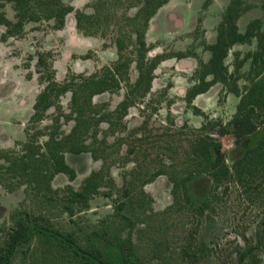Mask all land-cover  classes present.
Returning <instances> with one entry per match:
<instances>
[{"label":"rangeland","instance_id":"374dc122","mask_svg":"<svg viewBox=\"0 0 264 264\" xmlns=\"http://www.w3.org/2000/svg\"><path fill=\"white\" fill-rule=\"evenodd\" d=\"M229 1L212 0L204 7L205 0H170L150 20L146 33V41L152 46L149 58L176 52L190 55L181 59L171 57L160 63L154 72L150 94L128 109L123 119L127 129L108 138L109 158L104 168L109 170L113 186L106 184L102 192L110 193L111 197L95 196L88 209L72 218L52 210L48 216L54 226L89 233L114 213V201L128 202L132 198L134 213L124 212L133 224L132 239L144 264H264V173L262 168L236 164L243 157L245 140L237 144L232 135L218 137L214 135L217 127H209V134L221 143L222 154L231 169V178L214 193H210L211 181L207 176L190 184L195 203H206L203 204L202 215L186 205L171 207L172 186L166 176H160L144 186L140 183L146 172L160 166L154 162L162 161L169 165L171 157L175 156L174 150L182 159L184 150L188 148L190 132L205 122L202 116L195 115L192 109L186 107L183 98L173 95L171 87L180 75H185L186 82L192 83L198 61H206L209 57L205 45L215 41L218 23ZM66 2L75 10L92 16L93 19L88 22L93 24H86V29L79 31L75 27L74 13H71L60 30L54 29L53 21L42 19L26 23L20 34L5 41L0 39V148H13L16 142L25 141L24 131L33 113L35 98L50 75L56 82L62 83L68 76L89 75L117 59L114 38L119 28L124 26V16L137 12L138 0ZM244 2L252 4V7L238 21L242 33L250 21H264V0ZM0 4H3L2 11L7 18L14 22L12 3L0 0ZM4 33L5 28L0 27V34ZM255 48V39L235 45L225 60L229 72L233 73L234 66ZM39 53L45 55L49 69L44 65L38 66ZM249 64L250 60L246 61L238 73L237 84L241 92L248 85ZM128 77L130 81L136 78L134 65L128 70ZM177 86L183 88L182 84ZM125 90L122 83L119 91L96 96L94 103L106 104L107 107L101 109L103 112L112 111L123 99ZM227 95L226 88L222 87L217 97L201 109L211 121L226 124L235 113V103L228 102ZM69 99L70 94L59 99L58 105L65 113L69 112ZM54 113L53 108L47 112L40 128L51 124ZM71 126L72 123L62 122V132H69ZM141 126L144 127L134 135V130ZM100 130H106V125H101ZM120 136L127 138L129 144L137 145L135 154L127 157V146L115 141ZM139 138L144 141L138 142L136 139ZM145 153L149 156L146 157ZM65 159L75 169L76 179L70 182L67 176L57 175L52 182L56 190L67 185L77 190L85 177L103 165L101 160H93L89 153L66 154ZM135 167L141 175L133 180L135 184H124V178L133 179L129 175ZM23 199L22 188L12 193L0 191V240L12 226L10 214L19 208ZM27 207L29 205L25 203L24 208ZM30 262V259L25 260L19 255L13 264Z\"/></svg>","mask_w":264,"mask_h":264},{"label":"trees","instance_id":"16d2710c","mask_svg":"<svg viewBox=\"0 0 264 264\" xmlns=\"http://www.w3.org/2000/svg\"><path fill=\"white\" fill-rule=\"evenodd\" d=\"M9 1L13 5L15 21L7 18L2 11L3 4H0V27L5 28V33L0 34L2 41L20 34L26 23L42 19L53 21L54 29L60 30L71 13H74L77 30L83 31L86 24H93L88 22L93 19L92 16L75 10L66 0ZM169 1L138 0L137 12L124 16V26L119 28L114 38L117 59L110 65L89 75L73 74L62 83L56 82L50 75L35 98L33 113L24 131L25 141L16 142L13 148H0V191L12 193L21 188L24 191L19 208L10 214L12 226L0 240V264H13L19 255L25 260L30 259V264H144L132 239L133 224L124 212L134 213L132 198L128 202L114 201V213L89 233L57 228L51 223L48 213L56 210L72 218L76 213L88 209L95 196L111 197L110 193L102 192L106 184L113 186L109 170L104 168L109 158L108 138L127 129L123 119L130 107L150 94L154 72L160 63L171 57L181 59L190 55L176 52L148 57L152 47L146 41L150 20ZM211 1L205 0L203 6L207 7ZM251 7L252 4L246 5L244 0H230L218 23L215 41L205 45L209 58L206 62L198 61L194 84L184 96L186 107L192 109L195 115L202 116L205 122L190 132L192 134L187 139L188 148L184 150L183 158L180 159L174 150L175 156L171 157L169 165L162 161L154 162L160 166L146 172L145 178L140 180L144 186L160 176H166L172 186L171 207L186 205L202 215L206 203H195L190 184L207 176L211 181L210 193H214L231 178V169L222 154L221 143L209 134V127H217L214 135L218 137L232 135L237 144L245 140L243 157L236 164L262 168L264 173V21H250L243 33L238 27L239 19ZM253 39L256 40L255 50L248 52L234 66L233 73L229 72L225 60L230 50ZM248 60V85L241 92L237 84L238 73ZM37 64L49 69L42 53L37 54ZM132 65L136 78L130 81L128 70ZM40 82L43 83L42 78ZM122 83L126 89L123 99L114 110L103 112L101 109L107 105L96 104L93 99L104 93L119 91ZM217 83L239 98L235 113L226 124L211 121L192 105L195 97ZM66 94H70L68 113L58 105L59 99ZM52 108L55 113L51 117V124L40 128ZM62 122L72 123L69 132H62ZM103 124L106 130L102 132L100 127ZM143 127L134 130V135ZM101 132L103 135L99 139ZM115 139L119 145L127 146V157L136 153L137 145L129 144L127 138L120 136ZM136 140L144 141L142 138ZM83 153H89L95 161L101 160L103 165L85 177L77 190L70 185L60 190L54 189L52 182L59 174L67 176L70 182L76 179V171L66 162L65 155ZM145 156L149 155L145 153ZM137 168H132L129 176L133 179L124 178V184H135L133 180L136 181L137 175H141ZM142 193L146 195L143 190ZM25 203L29 207L24 208Z\"/></svg>","mask_w":264,"mask_h":264},{"label":"crops","instance_id":"0c3cea01","mask_svg":"<svg viewBox=\"0 0 264 264\" xmlns=\"http://www.w3.org/2000/svg\"><path fill=\"white\" fill-rule=\"evenodd\" d=\"M206 61H203V62H206ZM185 77H186L185 75H180L179 79L175 80L174 86L171 87V92L174 93L173 95L175 97H179V98H183L184 99V96H185V93H186L187 89L190 88L194 84V81H192V83H189V82L187 83ZM177 84H182L183 86H181V87H183V88H180L179 86H177ZM184 85H186V86H184ZM186 87H188V88H186ZM222 87L223 86L221 84L219 86V83L215 84L207 92H205L203 94H200L197 97H195V99L193 100L192 105L195 106L196 108H198L200 111H202L201 109H204L205 107H207V105L209 103H211L217 97V93H218V91H220L222 89ZM227 101L228 102L229 101L230 102L233 101V103H235V106H237L239 98L236 97L235 95L233 96V94L228 92ZM203 113L205 114V112H203Z\"/></svg>","mask_w":264,"mask_h":264}]
</instances>
